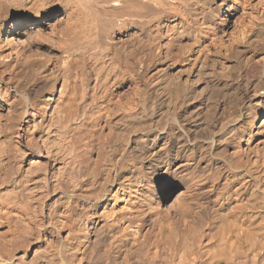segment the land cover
<instances>
[{
    "label": "bare ground",
    "instance_id": "1",
    "mask_svg": "<svg viewBox=\"0 0 264 264\" xmlns=\"http://www.w3.org/2000/svg\"><path fill=\"white\" fill-rule=\"evenodd\" d=\"M238 55L246 111L165 152L189 90L235 78ZM1 79L0 264H264V196L241 171L264 134V0H0Z\"/></svg>",
    "mask_w": 264,
    "mask_h": 264
},
{
    "label": "rangeland",
    "instance_id": "2",
    "mask_svg": "<svg viewBox=\"0 0 264 264\" xmlns=\"http://www.w3.org/2000/svg\"><path fill=\"white\" fill-rule=\"evenodd\" d=\"M29 27V25L27 24V25H25L22 29L23 30H26L27 28ZM47 32H49V30H48V25H46V26H44L43 27V33L44 34H46ZM48 34V33H47ZM46 34V35H47ZM142 39L144 38V37H141ZM239 56V55H238ZM236 57V56H234V57H231V59L230 58H228V65L230 66V68H231V73H233V71H235L233 74H234V76H232V78L233 77H235V78H233V79H227V80H219V79H212L213 80V82H212V80H209L208 82H206L207 80H204L205 82H203V80H199V81H197V83H196V85L194 86V87H192L190 90H189V92H188V94H187V97H186V101H185V105H184V107L182 108V111L184 110V111H188V113H190L191 115H190V118H189V123L187 124V131H188V133L186 134V135H181V136H176V137H169V138H167L166 140V143H165V141H164V143H163V141L162 142H160V144H161V146L163 145V147L164 148H166V150H165V152H168V153H171V155H175V153H176V150H178V148L177 147H180L181 145H182V143H183V146H185V144L184 143H186L187 145H189L190 143L189 142H191V141H194V142H191V144L189 145V146H191V147H198L199 145H206L205 144V141H207V140H205V139H208V137H209V135L210 134H207V136H206V133H208V130H212L213 129V126H215V124H216V128H214L213 130H214V132H216V131H218L219 130V128H218V125H219V127H220V125H221V123L224 121V122H226L227 120H229V119H232V116L234 115V114H236V113H238L239 111L241 112L242 110L243 111H246V108H247V103H245L246 102V100H245V98H244V93H245V89H243V88H245V84H244V79H242L241 78V76H239V70L238 69H240L241 67H242V64L241 63H239V61L241 60V58L240 57H242V56H239V57ZM134 59L136 60V57H134ZM236 60V61H234V60ZM231 60V61H230ZM182 65H184V64H186V63H181ZM235 64H237L236 66H235ZM239 66V67H238ZM211 68H212V66H210V68H209V70H211ZM236 73V74H235ZM93 75V77H92V84H93V81L95 80L96 81V74H94L93 72H92V74H91V76ZM237 75V76H236ZM94 76H95V78H94ZM239 77V78H238ZM28 79V80H27ZM238 79V80H237ZM240 79V80H239ZM36 80H37V83H36ZM215 80H217L218 81V83H217V81H215ZM236 80V81H235ZM242 80V81H241ZM5 81V82H4ZM39 80H38V78H36V77H33V78H26L25 79V82H24V84L25 85H23V87L22 88H20L24 93H30V91H32V90H34L35 88H36V86H38L37 84H39V82H38ZM221 81V82H220ZM226 81V82H225ZM228 81V82H227ZM230 81V82H229ZM32 82V83H31ZM199 82V83H198ZM235 82V83H234ZM240 82V83H239ZM206 85H205V84ZM8 84V85H7ZM27 84V85H26ZM30 84V85H29ZM34 84H36V85H34ZM198 84V85H197ZM210 84V85H209ZM216 84H218V85H216ZM241 84V85H240ZM0 89L2 90L3 88L6 90H8V92L10 91V93L11 92H13L14 90H15V87H14V84L13 83H8L7 81H6V79H1L0 80ZM6 85V86H5ZM13 85V86H12ZM205 85V86H204ZM208 85V87H206ZM213 85H214V87H213ZM216 85V86H215ZM24 86H26L27 88H25L24 89ZM30 86V87H29ZM33 86H34V88H33ZM198 87V88H197ZM203 87V88H202ZM206 89H205V88ZM242 87V88H241ZM33 88V89H32ZM201 88H202V90H201ZM208 88H210V90L208 89ZM214 88H215V91H214ZM218 88V89H217ZM30 89V90H29ZM127 88H124L123 90L124 91H127L126 90ZM197 91H196V90ZM28 90V91H27ZM201 90V91H200ZM205 91V92H204ZM209 91V92H208ZM217 91V92H216ZM215 92H216V94H215ZM219 92V93H218ZM208 93V95H209V98L211 99H207V97H208V95H206ZM216 95H214V94ZM217 93H218V95H217ZM241 93V94H240ZM213 95V96H212ZM236 95V96H235ZM215 96V97H214ZM238 96V97H237ZM127 97L125 96V99H126ZM188 98V99H187ZM243 100H242V99ZM190 99V100H189ZM242 101H241V100ZM127 100V99H126ZM127 103V101H125L124 99H123V105L125 104V103ZM214 102V103H213ZM187 103V104H186ZM193 103V104H192ZM128 104H129V102H128ZM128 104H127V106H126V104H125V106H124V108L123 109H127V110H125L124 112L126 113L127 111H128V109H129V111L130 110H132V108H133V104H131V108H129V106H128ZM130 105V104H129ZM128 107V108H127ZM187 107V108H186ZM198 107V108H197ZM200 107V108H199ZM209 107V108H208ZM241 107V108H240ZM202 108V109H201ZM205 108H207V109H205ZM198 109V110H197ZM201 109V110H200ZM204 109V110H203ZM209 109V110H208ZM212 109H213V111H212ZM217 111H215V110ZM240 109V110H239ZM191 110V111H190ZM212 112H211V111ZM232 110H234L233 112L230 111ZM201 113H199V112ZM205 111V112H204ZM195 112V113H194ZM204 112V113H203ZM211 112V113H210ZM212 113H215L214 115L212 114ZM217 113H218V115H217ZM257 113H258V119L256 120V122L252 125V126H254L253 127V129H254V131L256 132L257 131V128H258V126H260V124L262 123V120H264L263 118H264V113L262 112V109L261 108H258L257 109ZM196 114V115H195ZM198 114V115H197ZM202 115V116H201ZM217 115V116H216ZM198 116V117H197ZM192 117V118H191ZM194 117H195V119H194ZM226 119H224V118ZM230 117V118H229ZM228 118V119H227ZM201 119V120H200ZM203 119V120H202ZM223 119V120H222ZM195 120H196V122H195ZM216 120V121H215ZM222 120V121H221ZM207 121V122H206ZM213 123H212V122ZM219 121V122H218ZM258 121V122H257ZM205 122V123H204ZM198 123V124H197ZM203 123H204V125L205 124H207L206 126H204L203 125ZM211 123V124H210ZM190 124V125H189ZM193 126H192V125ZM214 124V125H213ZM189 125V126H188ZM201 125V126H200ZM210 125V126H209ZM256 125H258V126H256ZM198 126V127H197ZM206 127V128H204V127ZM210 127V128H208V127ZM191 127V128H190ZM200 127H201V130H202V128H203V130L205 129V134H201V133H203L204 131L202 130H200ZM198 128V129H197ZM189 129V130H188ZM206 129H208V130H206ZM216 129H218V130H216ZM191 130V131H190ZM198 130V131H197ZM199 133L198 134V137L197 138H199V139H197L196 138V136H197V132ZM193 132H196V133H194L193 134ZM201 132V133H200ZM158 132L157 131H155L153 134H157ZM189 134V135H188ZM191 134V135H190ZM203 135V136H202ZM182 137V138H181ZM201 137V138H200ZM261 137V138H260ZM180 138V139H179ZM187 138V139H186ZM193 138V139H192ZM195 138H196V140H195ZM178 139V140H177ZM183 139H184V142H183ZM201 139V140H200ZM173 140V141H172ZM189 140V141H188ZM260 140V141H259ZM261 140H263V141H261ZM169 141V142H168ZM185 141H187V142H185ZM175 142H176V144H175ZM182 142V143H181ZM202 142V143H201ZM173 143V144H172ZM179 143V144H178ZM193 143V144H192ZM200 143V144H199ZM255 143V144H254ZM258 145H257V144ZM263 143V144H262ZM172 144V145H171ZM253 144H254V146H253ZM254 147V149H255V151H254V149H251V150H253L252 152L251 151H249V153L247 152V154L245 153V155L243 156V160L245 159V157H246V155H247V157H246V159L247 158H249L251 155V157H250V159H245L244 160V163L245 164H243V166H242V169H241V171H243L246 167H250V168H252V170L254 171V173L253 174H251L250 176H248V179H247V181L250 183V187L253 189V192H252V194H251V198L252 197H254V198H252V199H255L256 197H259L258 199H260V196H261V199L263 198V196H264V178L263 179H260L261 177H263L264 176V158H262V156L264 157V154H261L262 152H264V134H258V137L253 141V143L251 144V148H253ZM255 146H257V147H255ZM170 149H169V148ZM205 147H207V145L205 146ZM181 148H182V146H181ZM172 149V150H171ZM180 149V148H179ZM170 150H171V152H170ZM208 151V154H209V157L211 158V160L213 159V158H215V157H212V156H214L212 153L214 152V149L213 148H209V149H207ZM211 150V151H210ZM213 150V151H212ZM263 150V151H262ZM173 151V152H172ZM256 153V155H255V153ZM255 155H253V154ZM226 154H228L227 152H226ZM225 154V155H226ZM249 155V156H248ZM262 155V156H261ZM253 156L255 157V158H253ZM261 156V158H259ZM257 157V158H256ZM259 158V159H258ZM253 159H258V160H253ZM261 160H262V163H261ZM249 161H253L252 163H254V164H252L251 162H250V164H252V166L249 164ZM156 163H158V161H156L155 162V164ZM262 164V165H261ZM245 165V166H244ZM246 165H249V166H246ZM245 167V168H244ZM257 168V169H256ZM230 170V171H229ZM245 171H247V169L245 170ZM245 171H243L242 173L243 174H245L246 172ZM232 174L233 173V170H231V168H228V172H227V175H229L230 173ZM239 173H241V172H239ZM257 173V174H256ZM230 174V175H231ZM253 177V178H252ZM257 177V178H256ZM256 178V179H255ZM259 180V181H258ZM261 180V181H260ZM235 181V179L234 180H232V181H230L229 183L231 184H229V186H228V188H230V189H232L233 188V186L235 187V183L236 182H234ZM254 181V182H253ZM257 183H256V182ZM223 183H224V181H222ZM221 182V184H223ZM215 184V185H214ZM220 183H213L211 186H209L212 190H213V193H214V196H219V194H220V196L218 197V205H217V207H219V209H222V210H225V209H227L228 207H229V204H230V200L232 199V200H234L235 199V196H233V195H231V193L228 191V190H224V186H222ZM258 184H260V185H258ZM263 184V185H262ZM220 186H222V187H220ZM259 186V187H258ZM217 188L219 189V190H217ZM258 188V190H255V189H257ZM229 189V190H230ZM262 189V190H261ZM215 190V191H214ZM220 193H219V192ZM258 193H257V192ZM262 191V192H261ZM229 192V193H228ZM175 193H177V192H174V194L172 193V196H173V199L172 200H174V201H176L177 200V202H176V204H174L175 202L174 201H167V202H165V203H163L162 205H161V208L162 207H166L165 208V210L166 211H171V210H168L167 209V207L168 206H170V207H168V208H170V209H172V207H174V206H178V203H179V201L180 200H178L177 198V194H179V193H177L176 195H175ZM224 193H227V194H224ZM254 193H257V194H254ZM215 194H218V195H215ZM254 194V195H253ZM260 194V195H259ZM224 195V196H223ZM253 195V196H252ZM175 196V197H174ZM230 196V197H229ZM225 197V198H224ZM221 198H222V201H221ZM228 198V199H227ZM234 198V199H233ZM224 199H225V201H224ZM171 202H174L173 204H174V206H173V204L171 203ZM221 202V203H220ZM225 202V203H224ZM170 204V205H169ZM220 204V205H219ZM226 204V205H225ZM164 205H167V206H164ZM172 205V206H171ZM163 209V208H162ZM163 211H164V209H163ZM165 212V211H164ZM167 213V212H166ZM211 215L213 216V218H214V222L216 223L217 221V224H219V222H220V219L217 217V214H215V213H211ZM230 219V218H229ZM52 249H55V250H60V249H58V246L56 247H52Z\"/></svg>",
    "mask_w": 264,
    "mask_h": 264
}]
</instances>
